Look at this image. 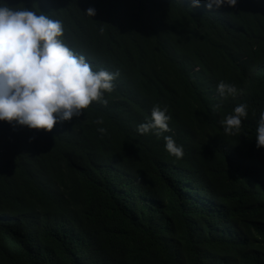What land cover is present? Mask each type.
Masks as SVG:
<instances>
[{
    "label": "trees",
    "instance_id": "obj_1",
    "mask_svg": "<svg viewBox=\"0 0 264 264\" xmlns=\"http://www.w3.org/2000/svg\"><path fill=\"white\" fill-rule=\"evenodd\" d=\"M7 4L60 20L93 70L118 75L107 105L48 132L0 121V264H264V0L222 6L230 22L189 0ZM219 81L237 94L220 97ZM153 106L170 117L159 137L136 131Z\"/></svg>",
    "mask_w": 264,
    "mask_h": 264
},
{
    "label": "clouds",
    "instance_id": "obj_2",
    "mask_svg": "<svg viewBox=\"0 0 264 264\" xmlns=\"http://www.w3.org/2000/svg\"><path fill=\"white\" fill-rule=\"evenodd\" d=\"M236 4L237 0H189L188 6L196 7L199 14L212 21L230 22L232 16L221 7ZM83 12L95 15L92 7ZM63 32L60 20L27 7L13 8L7 0H0V121L48 132L54 124L80 117L92 102L107 105L104 94L112 91V81L118 73L93 70L83 54L64 42ZM216 91L227 99L234 97L238 89L219 81ZM166 111L153 106L144 122L136 126L137 133L153 132L159 137L168 132L170 117ZM247 115L244 103L234 106L232 113L219 122L224 133L238 132ZM95 123L102 125L103 121L98 118ZM97 131L106 133L102 126ZM254 137L256 147H264V109L259 112ZM163 139L165 151L179 159L182 147L170 136Z\"/></svg>",
    "mask_w": 264,
    "mask_h": 264
}]
</instances>
